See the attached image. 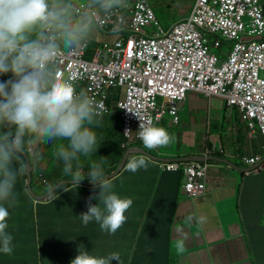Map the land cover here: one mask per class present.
<instances>
[{
    "label": "clouds",
    "instance_id": "clouds-1",
    "mask_svg": "<svg viewBox=\"0 0 264 264\" xmlns=\"http://www.w3.org/2000/svg\"><path fill=\"white\" fill-rule=\"evenodd\" d=\"M135 1L84 0L80 3V0H0V76L11 73L10 79L0 81V251L4 254H11L13 251L11 247L13 237L6 232L8 227L6 221L9 216L8 206H15L17 201V195L14 192L16 181L25 170L23 154L27 153V158L28 155H32L33 161L40 159L39 162H41V153L36 151L40 143L67 141L66 144H57L54 155L63 161L64 174L72 178L62 180L59 185L49 186L48 191L43 194L45 198L42 201L32 198L35 204L50 203L59 195L56 190L61 186L67 189L69 186H88L82 182H90L93 184L91 187L99 185L100 191L98 196L94 194L89 199L99 200V203L88 204V211L78 217L82 223L87 226L94 220L100 225L102 231L115 234L126 222L125 212L131 207L132 199L120 198L112 191V185L107 183L110 180L106 181L104 178L102 163L90 164L87 173L89 181L81 179L84 173L78 163L81 155L88 157L93 152L96 153L99 147L97 134L93 130L101 124V119L98 118L116 114L117 111L122 115L124 110L116 108L115 104L125 101V88H109L108 100L114 95L115 90L120 91L121 97L108 104L110 112L103 115L100 111L102 105L90 96L83 86L72 83L70 79L58 77L60 71L58 59L61 56H71L87 42L92 51L102 45L113 43L117 39L115 34H111L115 36V40L110 43L104 44L103 41L98 44L91 42L90 39L96 30L100 32L98 27L102 16L114 15L118 10L126 7L127 3L132 4ZM190 92L202 94L210 100L222 99L224 114L229 117L233 114L238 122L241 119L248 130L253 131L249 127V121L243 117L241 109L230 105L225 97L207 95L200 91ZM235 111H238L240 117L234 114ZM133 114L140 121L139 130L136 132L140 140L136 141L134 137L129 140L125 136L129 131L123 133L125 140L121 146L124 153L131 147H140L148 153L150 151L146 148L159 151L164 149L163 146L171 145L174 137L160 127V124L170 118L171 124L178 127L180 112L178 123L166 115L161 122H155L154 125L145 122L139 113ZM225 123L228 124V121L226 120ZM121 125L123 131L122 118ZM136 133L134 132V135ZM124 144L126 147H123ZM168 144L170 145L167 146ZM208 151V155L198 156L204 157V161L195 160L193 157L192 160L180 162L177 159L162 158L161 155L157 157L161 160H154L163 172L183 174V185L179 193L187 199L190 198L184 194V185L188 181L185 168L192 162L206 166L205 192L202 196L195 198L199 199L208 193L210 165L221 163L228 169L238 170L236 163L220 161L217 151H212L209 146ZM153 156L156 157L154 154ZM243 157L247 156L240 157L238 162L244 163ZM146 160L154 162L146 154L131 153L122 171L111 180L119 178L127 171L135 173L141 168L147 170ZM262 162L261 158L256 164L247 165L253 169L251 167ZM169 165H175L176 168L168 169ZM240 167L244 166L240 165ZM260 168L261 166L255 169ZM42 175L39 176L41 182L47 185ZM80 181L82 182L79 183ZM37 245L40 246V239L37 240ZM113 260L119 261L118 253H110L107 257H97L79 248L71 264H110Z\"/></svg>",
    "mask_w": 264,
    "mask_h": 264
},
{
    "label": "crops",
    "instance_id": "crops-1",
    "mask_svg": "<svg viewBox=\"0 0 264 264\" xmlns=\"http://www.w3.org/2000/svg\"><path fill=\"white\" fill-rule=\"evenodd\" d=\"M110 38L115 40V36H105L96 30L90 41L105 44L113 42ZM218 100L223 107L220 98L210 100L190 92L180 107L179 126L172 125L170 118L165 120L170 123L167 129L175 136V150L160 149L153 153L156 157L161 155L183 162L187 158L208 155L209 146L217 151L220 161L236 163L238 170L228 169L221 163L210 165L208 193L191 200L179 193L184 180L182 173L163 172L156 160H146L156 182L148 213L143 215L136 209L138 196L126 183V178L107 182L113 184L112 191L120 198L133 201L125 212L126 222L115 234L102 231L94 220L85 226L78 218L88 211L89 203H99V200L89 199L94 194L98 196L100 188L96 187L99 185L62 189L55 198H61L68 205L72 217L58 222L56 236L50 239L40 236L39 264H71L79 248L97 257L118 253L119 261L113 260L110 264H132L138 251L142 264H264V136L248 130L233 114L229 117L220 111ZM207 102L214 103L211 112ZM234 114L240 117L238 111ZM242 156L261 157L263 162L251 167L261 168L247 175L244 171L249 166L238 162ZM130 190L133 191L128 194ZM144 193L149 195V190ZM39 228L41 232V223ZM67 233H72L69 241L63 236ZM155 241L165 249L167 259L162 262L159 250L151 253L150 243Z\"/></svg>",
    "mask_w": 264,
    "mask_h": 264
},
{
    "label": "built area",
    "instance_id": "built-area-1",
    "mask_svg": "<svg viewBox=\"0 0 264 264\" xmlns=\"http://www.w3.org/2000/svg\"><path fill=\"white\" fill-rule=\"evenodd\" d=\"M98 29L117 39L94 51L87 42L61 56L58 77L83 86L102 105L103 115L110 112L109 88L124 87L126 99L115 107L124 110L129 140H140L133 113L152 125L166 115L178 123L180 104L190 91L225 97L264 136V0H197L192 14L172 30L161 26L147 0H136L102 16ZM260 160L242 158L248 165ZM185 169L184 194L202 196L206 166L192 162Z\"/></svg>",
    "mask_w": 264,
    "mask_h": 264
},
{
    "label": "trees",
    "instance_id": "trees-1",
    "mask_svg": "<svg viewBox=\"0 0 264 264\" xmlns=\"http://www.w3.org/2000/svg\"><path fill=\"white\" fill-rule=\"evenodd\" d=\"M10 78L11 73H8L0 76V81H6ZM120 97V91L115 90L114 95L111 96L107 102L110 104L114 100H119ZM120 115L121 113L117 111L116 114L98 118L101 119V124L93 130L97 134V146L99 147L96 153L93 152L88 157L81 155L78 161L84 173L82 178L85 180L89 181L87 179V173L92 162L102 163L104 177H106L107 175L113 173L122 161L124 150L121 145L124 142L125 137L122 131ZM168 125H170V123L168 124L167 121H164L160 124V127L164 128L169 134H172L167 129ZM60 143L66 144L67 141L57 140L47 144L40 143L36 148V151L40 152L41 156L49 159V164L48 166L46 165V169L43 170L42 175L47 185L42 183L41 178L39 177V170L37 167L40 164V159L33 161L32 155H28L29 163L32 166L31 190L36 195H43L48 191L49 186L59 185L62 180L72 178V176L64 174L63 161L57 159L54 155L56 146ZM173 144L169 147H163L166 150L173 151ZM22 159L26 163V159ZM137 173L138 175H135L136 173L127 171L124 173L125 176L122 175L120 177L126 178V183L133 187L134 192L138 196V198H135V202H137L135 207L139 213L144 215L149 212V206L152 200L150 195L156 193V182L153 180L154 176L151 172H149L148 168L147 170L142 169ZM25 183L26 169L18 177L15 184L14 192L17 195L16 204L15 206H8L9 216L6 221L8 224L6 232L13 237L11 242L13 251L11 254H4L0 251V264H39L40 246L37 245V240L40 239V236H47L49 239L56 236L55 232L58 222H63L65 218L72 217L71 213H69L71 211H68L67 209L69 208L68 205L63 203L61 198L53 199L49 205H44L43 203L35 204L33 199L27 193ZM146 183H148L147 186ZM110 185L113 186V184ZM62 189L63 186L56 190L57 193ZM133 190H130L128 194ZM137 190L142 193L136 192ZM145 190H149V195L144 193ZM40 223L43 227L41 232H39ZM68 224L74 225L73 222H68ZM63 236H66L69 241L72 238V233H67ZM150 247L151 253L156 250L160 251L161 262L167 259L165 249L158 241L150 243ZM132 264H142L139 251L136 252V256L132 261ZM162 264L167 263L162 262Z\"/></svg>",
    "mask_w": 264,
    "mask_h": 264
},
{
    "label": "rangeland",
    "instance_id": "rangeland-1",
    "mask_svg": "<svg viewBox=\"0 0 264 264\" xmlns=\"http://www.w3.org/2000/svg\"><path fill=\"white\" fill-rule=\"evenodd\" d=\"M197 0H149L151 3V7L154 10V13L159 20L161 26H163L166 30H170L178 21L183 18H188L195 7ZM113 41V38H110ZM216 99V98H214ZM220 111H224V107H222V101L218 100ZM208 111L211 112L214 107V103L207 102ZM170 136L174 137L172 143L176 141L175 136L170 134ZM168 144L167 146H169ZM145 147V146H144ZM148 149V148H147ZM149 154L153 155L154 149H148ZM175 149L173 148V151ZM42 165L39 164L37 169L39 170V176L42 175L44 167L49 164V159L46 157L41 158ZM43 169V170H42ZM46 169V167H45Z\"/></svg>",
    "mask_w": 264,
    "mask_h": 264
},
{
    "label": "water",
    "instance_id": "water-1",
    "mask_svg": "<svg viewBox=\"0 0 264 264\" xmlns=\"http://www.w3.org/2000/svg\"><path fill=\"white\" fill-rule=\"evenodd\" d=\"M131 153H138V154H146L148 155L149 157H151L152 159H157V160H161V158H157V157H154L153 155H150L149 153H147L144 149L140 148V147H131L127 152L124 153V156H123V159L122 161L119 163L116 171L109 175V176H106L104 177L106 181L108 180H111L113 178H115L116 176L119 175V173L122 171V169L124 168L125 164H126V161L127 159L129 158L130 154ZM27 154V153H26ZM26 154H23L24 155V159H26V163H25V169H26V189H27V192L28 194L30 195L31 198L35 199V200H40L42 201L44 198H45V195H42V196H37L35 195L32 190H31V171H32V167L29 163V160L27 158V155ZM192 158H187V160H192ZM195 160H199V161H204L205 158L204 157H195L194 158ZM211 159V158H210ZM72 182V181H70ZM82 181H80L79 183H81ZM64 183V182H63ZM62 183V184H63ZM73 183V182H72ZM82 184H86L88 186H93V184H91L90 182H82ZM96 186V185H95Z\"/></svg>",
    "mask_w": 264,
    "mask_h": 264
}]
</instances>
